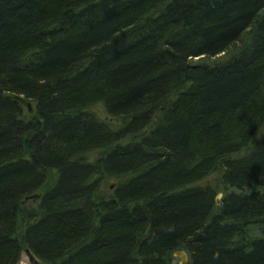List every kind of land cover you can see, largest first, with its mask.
<instances>
[{
	"label": "trees",
	"instance_id": "1",
	"mask_svg": "<svg viewBox=\"0 0 264 264\" xmlns=\"http://www.w3.org/2000/svg\"><path fill=\"white\" fill-rule=\"evenodd\" d=\"M262 187L264 0H0V264H264Z\"/></svg>",
	"mask_w": 264,
	"mask_h": 264
},
{
	"label": "rangeland",
	"instance_id": "2",
	"mask_svg": "<svg viewBox=\"0 0 264 264\" xmlns=\"http://www.w3.org/2000/svg\"><path fill=\"white\" fill-rule=\"evenodd\" d=\"M94 111H96L101 117L103 118H109L105 108H104V105L102 103H99L95 106H93L92 108ZM115 181L113 178H109L107 181L104 182V190H106V187L109 186V188L111 187H114L115 185ZM200 184H211L212 186H216L217 184L219 185L218 187V195H219V201L222 197V194L224 192V186L222 184L219 183V173L217 172H213L211 174H209L208 176H206L204 179H202L200 182ZM262 189L264 190V187H262ZM39 194H32L31 197H29V199H32V200H29L27 203L28 205H35L39 199ZM251 232L254 234V235H260L262 233V226L261 225H254V226H251ZM27 248V247H26ZM26 248L22 251L21 253V256H20V259L18 261V264H47L45 262H43L42 259L39 258L38 255H36L34 252H32L33 256L37 259L36 261L37 262H33L29 255L27 254L26 252ZM187 253V252H186ZM179 258V260H181V257L180 256H176ZM189 260V256H188V253H187V259L185 260V262H183L182 264L188 262ZM181 263V261H180Z\"/></svg>",
	"mask_w": 264,
	"mask_h": 264
},
{
	"label": "water",
	"instance_id": "3",
	"mask_svg": "<svg viewBox=\"0 0 264 264\" xmlns=\"http://www.w3.org/2000/svg\"><path fill=\"white\" fill-rule=\"evenodd\" d=\"M26 252L27 254L29 255L30 259L33 261V262H37L36 258L33 256L31 250L29 247L26 248ZM175 256H180L181 257V263L185 262V260L187 259V253L184 251V250H177L175 251Z\"/></svg>",
	"mask_w": 264,
	"mask_h": 264
}]
</instances>
